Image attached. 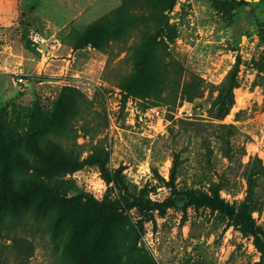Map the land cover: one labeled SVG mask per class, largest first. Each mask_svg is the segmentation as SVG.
Masks as SVG:
<instances>
[{
  "label": "rangeland",
  "instance_id": "rangeland-1",
  "mask_svg": "<svg viewBox=\"0 0 264 264\" xmlns=\"http://www.w3.org/2000/svg\"><path fill=\"white\" fill-rule=\"evenodd\" d=\"M245 1L177 0L159 28L148 20L158 10L156 0H0V126L9 133L0 131V162L8 163L11 177H22L28 216L36 221L37 231L25 234L35 247L27 264H75L77 244L61 200H74L90 217L95 203L121 207L125 195L143 191L156 203L165 201L175 152L180 186L203 176L217 182L222 175V198L252 223L207 208L151 216L124 209L110 222V243L96 253L98 264H264L258 246L264 240V170L251 196L244 170L255 158L264 167V72L256 70L264 58L258 32L264 0ZM159 29L165 45L157 46L155 57L163 61V81L146 98L129 94L123 89L137 76L145 41ZM237 57L235 104L219 120L211 85L224 82ZM194 78L204 81L203 94L182 100L185 83ZM151 107L163 113L164 130L146 124ZM185 123L232 125L234 162L212 142L215 169L208 171L202 137H211L212 129L198 133ZM103 171L119 174L126 192L108 183ZM42 187L56 198L44 196ZM92 219L97 232L104 218ZM10 245L0 238L1 264H19Z\"/></svg>",
  "mask_w": 264,
  "mask_h": 264
},
{
  "label": "trees",
  "instance_id": "trees-1",
  "mask_svg": "<svg viewBox=\"0 0 264 264\" xmlns=\"http://www.w3.org/2000/svg\"><path fill=\"white\" fill-rule=\"evenodd\" d=\"M238 6L246 5L245 0L237 2ZM177 0H156L155 4L158 5V10L152 12L148 17V20L159 23V28L162 24L167 21L165 13L171 12L176 4ZM122 20V19H121ZM127 22V20H123ZM87 31H90L89 29ZM163 29H159V33H156L154 37L148 38L145 41L143 51L138 57V69L137 76L130 80L129 84L124 87V91L129 94L138 95L142 98H146L148 93L154 89V86L158 82L163 81L161 69L163 67V61L155 57V52L159 44L165 45L161 40L160 34ZM258 32L264 47V22L258 25ZM241 59L237 57L236 63L224 82L218 87L211 85L217 92V97L213 102L212 108L215 111V117L219 120L224 119L229 113L231 108L234 106V90L239 87L238 74L240 72ZM258 72H264V58L263 62L257 65ZM203 82L201 79L194 78L190 83H185L181 98L186 99L188 102L194 101L195 98L201 96L204 92ZM186 127L195 128L198 133L200 129H212L211 137H202L203 148L205 149V164L208 171H214L213 161V147L212 142L218 144L219 150L222 152L224 158L230 163L234 162V155L236 150L231 141V136L234 134V127L232 125H211L207 123L203 127L198 124L185 123ZM7 127L4 129L0 126V131L6 132ZM207 132V131H206ZM212 138V139H210ZM57 149L60 147L53 141L52 142ZM63 153L64 150L60 148ZM245 148L242 149V155H245ZM255 164V165H254ZM259 165L256 170L254 166ZM181 165L180 154L175 152L173 155V168L171 171L169 188L171 189V195L162 203H156L149 198L148 193L144 191L139 196H127L125 195V202L121 207H113L105 205L104 203H95L94 210L95 216H87L83 213V209L74 203V200H61V206L63 209L62 217L67 221L69 227L70 239H74L77 244L72 254V260L75 264H98L97 252L100 250L102 245H108L110 242V222L115 221L116 216H121V211L124 209H134L139 214L144 216H151L154 212L165 213L168 209L174 208L186 212L189 208H207L211 211L218 212L225 216L230 221L247 224L252 223L250 215L245 217L236 207L230 205L221 196L223 190V182L225 180L222 175H218L219 180L213 181L211 178L203 176L197 180H194L190 186L187 184L180 186L176 182V169ZM262 162L259 159H251L244 167L245 180L248 185V195L251 196L256 186L255 176L260 175L264 170L261 166ZM8 163L4 164L0 162V238H5L11 242L10 249L14 250V257L19 264H27L33 257L35 252L34 243L28 237L29 233L37 231L35 229V222H30L27 209V189L24 188L21 176L18 174L13 175L8 173ZM108 183H113L122 192H126V186L119 174L110 176L104 174ZM30 185H34L31 182ZM41 191H44L48 199L52 200L56 198L55 195L42 187ZM87 204L86 206H88ZM104 218V221L99 225V230L95 231V224L93 223L94 218ZM66 232V231H65ZM26 234V235H25ZM111 235L114 234L111 232ZM33 237V238H32ZM30 238L34 239V236ZM113 245V244H112ZM261 253L264 255V240L259 245ZM0 255V264H1Z\"/></svg>",
  "mask_w": 264,
  "mask_h": 264
},
{
  "label": "built area",
  "instance_id": "built-area-1",
  "mask_svg": "<svg viewBox=\"0 0 264 264\" xmlns=\"http://www.w3.org/2000/svg\"><path fill=\"white\" fill-rule=\"evenodd\" d=\"M17 81L19 83H24L23 78H18ZM144 117L146 118V124H150L152 128L158 127L160 131L166 128L167 121L164 119L163 113L157 107H151L150 109H147L144 113Z\"/></svg>",
  "mask_w": 264,
  "mask_h": 264
}]
</instances>
